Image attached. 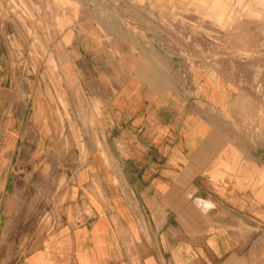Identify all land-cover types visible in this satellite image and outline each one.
<instances>
[{
    "label": "crops",
    "instance_id": "1",
    "mask_svg": "<svg viewBox=\"0 0 264 264\" xmlns=\"http://www.w3.org/2000/svg\"><path fill=\"white\" fill-rule=\"evenodd\" d=\"M17 24L0 14V264H264V136L226 125L221 80L201 77L196 97L78 41L81 55L58 63L72 62L74 110L96 111L83 94L101 103L102 147L90 133L88 162L73 147L34 165L59 144Z\"/></svg>",
    "mask_w": 264,
    "mask_h": 264
},
{
    "label": "rangeland",
    "instance_id": "2",
    "mask_svg": "<svg viewBox=\"0 0 264 264\" xmlns=\"http://www.w3.org/2000/svg\"><path fill=\"white\" fill-rule=\"evenodd\" d=\"M0 14L16 20L32 40L26 71L36 96L48 102L43 129L59 144L43 147L34 165L45 161L42 156L61 163L73 147L81 151V163L88 162L90 133L102 147L101 103L83 94L81 105L91 100L96 111L74 110L67 91L76 80L62 77L63 70L73 75L72 62L81 55L78 41L86 38L83 47L95 57L106 51L112 56L113 70L122 65L130 73L164 75L177 88H192L196 97L205 92L201 77L221 80L229 103L221 112L226 125L244 137L264 136V0H0ZM18 24L15 39L23 38ZM59 54L70 65L61 67Z\"/></svg>",
    "mask_w": 264,
    "mask_h": 264
}]
</instances>
